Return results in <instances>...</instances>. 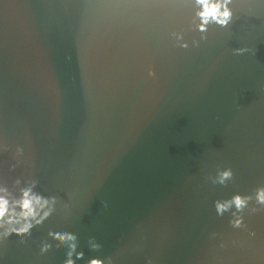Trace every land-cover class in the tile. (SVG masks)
I'll list each match as a JSON object with an SVG mask.
<instances>
[{
	"label": "water",
	"instance_id": "obj_1",
	"mask_svg": "<svg viewBox=\"0 0 264 264\" xmlns=\"http://www.w3.org/2000/svg\"><path fill=\"white\" fill-rule=\"evenodd\" d=\"M29 189L0 264H264V0H0V196Z\"/></svg>",
	"mask_w": 264,
	"mask_h": 264
},
{
	"label": "clouds",
	"instance_id": "obj_2",
	"mask_svg": "<svg viewBox=\"0 0 264 264\" xmlns=\"http://www.w3.org/2000/svg\"><path fill=\"white\" fill-rule=\"evenodd\" d=\"M198 2H203V0H198ZM208 11L200 13L202 16H207L211 14V11L215 8L220 7V5H204ZM224 16L228 15V12L225 11L223 13ZM241 203L239 199H237V204ZM44 201L38 195L31 194L30 189L24 190L22 192L21 198L19 200L13 201L14 206H18L20 211L15 212L14 208L10 212L8 206V200L3 196H0V219L8 215L7 223H20V221H25L19 229H13L14 231H27L30 225L27 223V219L35 215V209L38 207H43ZM70 264V262H69ZM92 264H99L98 261H93Z\"/></svg>",
	"mask_w": 264,
	"mask_h": 264
}]
</instances>
